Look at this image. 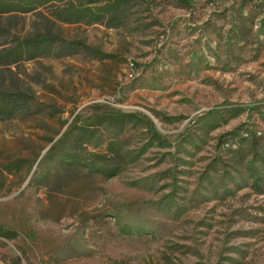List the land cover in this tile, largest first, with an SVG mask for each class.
I'll return each instance as SVG.
<instances>
[{
    "label": "rangeland",
    "instance_id": "374dc122",
    "mask_svg": "<svg viewBox=\"0 0 264 264\" xmlns=\"http://www.w3.org/2000/svg\"><path fill=\"white\" fill-rule=\"evenodd\" d=\"M122 1L0 7V262L264 264V0Z\"/></svg>",
    "mask_w": 264,
    "mask_h": 264
},
{
    "label": "trees",
    "instance_id": "16d2710c",
    "mask_svg": "<svg viewBox=\"0 0 264 264\" xmlns=\"http://www.w3.org/2000/svg\"><path fill=\"white\" fill-rule=\"evenodd\" d=\"M28 3L30 0H0L1 8H17L20 9H29ZM123 4L122 0H83L82 4L79 5H70V15H73L75 18L72 20L80 21L83 19L86 23H104L106 22L108 25H112L114 20L118 19V15L120 13V6ZM51 37L45 33H38L29 38L23 40V42L11 52L18 55L23 53L30 54L35 52L39 47L43 44L51 43ZM79 48H84V44L77 43ZM14 51V53H13ZM8 54V55H10ZM28 106V101L25 99L23 92L20 91H0V120L12 118L18 114H22L26 111ZM63 163L66 165H80L83 163L79 159L68 158L63 160ZM91 169L95 168L94 164H90ZM100 171H105V169H99ZM16 236V232L13 229H9L3 226H0V237H4L7 239L14 238Z\"/></svg>",
    "mask_w": 264,
    "mask_h": 264
},
{
    "label": "crops",
    "instance_id": "0c3cea01",
    "mask_svg": "<svg viewBox=\"0 0 264 264\" xmlns=\"http://www.w3.org/2000/svg\"><path fill=\"white\" fill-rule=\"evenodd\" d=\"M0 264H3L2 262H0Z\"/></svg>",
    "mask_w": 264,
    "mask_h": 264
}]
</instances>
